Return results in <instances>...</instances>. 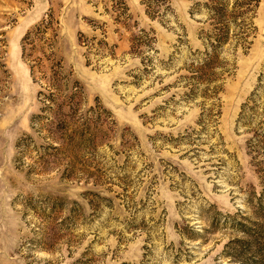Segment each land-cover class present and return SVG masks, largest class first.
I'll return each instance as SVG.
<instances>
[{"label": "rangeland", "instance_id": "rangeland-1", "mask_svg": "<svg viewBox=\"0 0 264 264\" xmlns=\"http://www.w3.org/2000/svg\"><path fill=\"white\" fill-rule=\"evenodd\" d=\"M196 1L151 19L140 0H0V264H264V155L247 146L264 121V0L205 126L182 86L207 28ZM142 31L152 49L136 52ZM60 58L84 110L110 111L95 149L34 117Z\"/></svg>", "mask_w": 264, "mask_h": 264}, {"label": "trees", "instance_id": "trees-1", "mask_svg": "<svg viewBox=\"0 0 264 264\" xmlns=\"http://www.w3.org/2000/svg\"><path fill=\"white\" fill-rule=\"evenodd\" d=\"M140 2L146 8V13L151 19H156L172 9L171 0H140ZM260 2L261 0H202L196 1L192 5V17L196 14L203 15L199 22L207 28L204 27L199 33L198 38L201 40L202 47L191 52L189 63L183 66L188 73L182 76V86L186 89L183 97L187 102L200 100L199 105H202L203 111L199 122L204 126L213 116L214 107L218 106L213 102L220 99L226 79L236 69L238 51L246 52L253 43L250 38L256 32L254 19ZM49 18L47 22L45 20L36 27L39 33H44L48 27H52L53 16L50 15ZM45 22V29L42 30L41 26ZM142 32L145 33L143 41L141 40L143 36L131 39L135 44L133 49L136 52L142 48L152 49V39L148 37L147 32ZM30 35L31 33H28L25 36L24 43L29 41ZM33 41L32 39L29 44ZM41 61V58L36 60V62ZM55 65H50L49 68V85L38 92L42 102V113H38L34 117L41 123V120H52L50 115H53L56 124L61 125L60 137L74 140L77 136L76 146H79L78 148L82 150L95 149L98 147L95 137L98 139L99 134L105 133L103 116L110 114V111L99 103L84 110L82 107L84 106L83 87L77 79L73 78L72 69L65 68L62 58L58 59ZM39 67H41V63H34L31 66V76L35 81L41 78L47 80V76H36L35 69ZM206 102H210L212 105L207 112L204 111ZM245 109L246 105L242 108L239 121L244 126L252 128L254 120L250 117H242ZM218 113L220 114V111ZM254 127L256 129H251L253 135L247 143L249 153L259 151L264 155V121L257 123ZM72 129V134H68ZM250 145L256 150H251ZM260 247H258L256 256L261 255ZM239 261L240 264H248L243 258Z\"/></svg>", "mask_w": 264, "mask_h": 264}]
</instances>
